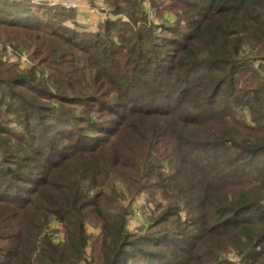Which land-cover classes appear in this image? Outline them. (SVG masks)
<instances>
[{
	"label": "trees",
	"instance_id": "obj_1",
	"mask_svg": "<svg viewBox=\"0 0 264 264\" xmlns=\"http://www.w3.org/2000/svg\"><path fill=\"white\" fill-rule=\"evenodd\" d=\"M143 2L0 0V264H264V0Z\"/></svg>",
	"mask_w": 264,
	"mask_h": 264
},
{
	"label": "rangeland",
	"instance_id": "obj_2",
	"mask_svg": "<svg viewBox=\"0 0 264 264\" xmlns=\"http://www.w3.org/2000/svg\"><path fill=\"white\" fill-rule=\"evenodd\" d=\"M19 1H23V0H19ZM26 1L32 3L33 5L46 4L49 7L56 5L52 3L53 1L51 0H26ZM147 3L148 5L150 4L149 0H144L143 2L144 10L147 13L148 17L150 18V20H153V23L155 25H160V23L163 21H167L170 24L174 22L175 17L173 15L165 14L161 16L162 18H160V16L156 15V12L153 8L149 7L150 9H148ZM56 6H60V5L57 4ZM94 11L96 13L101 14V12L98 11L97 7H94ZM159 31L160 30H158L157 32L159 33ZM0 61L4 63L16 64L20 71L27 70L32 67V61L29 58V52L27 50L24 49L16 50L14 46H12L9 42H4V41H0ZM9 128H14V125L10 124ZM152 207L153 206L151 204L147 203L145 196L143 194L136 197L134 204L132 206L133 208L132 213L131 216L129 217L127 224L128 231H130L131 233H139L141 229H144L147 225V220L150 216V212L152 211ZM53 230H55V232L58 235H60L59 238L60 240L61 237L63 236L62 227L56 224L55 227H53ZM86 230L88 234L94 238L97 237L99 234V229L91 225H87ZM87 252H89L88 259L90 260V250L89 251L87 250ZM227 257L230 260L233 261L235 260L234 258L235 255L233 253H228Z\"/></svg>",
	"mask_w": 264,
	"mask_h": 264
},
{
	"label": "crops",
	"instance_id": "obj_3",
	"mask_svg": "<svg viewBox=\"0 0 264 264\" xmlns=\"http://www.w3.org/2000/svg\"><path fill=\"white\" fill-rule=\"evenodd\" d=\"M54 4H59L63 0H51ZM77 2L79 5L78 10L76 11H69L74 14V19L69 20L66 22V26L75 29L77 31H88V32H96L98 30L99 25L104 21L106 18L113 19L108 12L106 13H96L94 11V7H98V5H102L103 0H94L93 2H89L87 0H72ZM49 2V1H48ZM105 16V17H104Z\"/></svg>",
	"mask_w": 264,
	"mask_h": 264
},
{
	"label": "built area",
	"instance_id": "obj_4",
	"mask_svg": "<svg viewBox=\"0 0 264 264\" xmlns=\"http://www.w3.org/2000/svg\"><path fill=\"white\" fill-rule=\"evenodd\" d=\"M147 6H148V9H150L148 3H147ZM60 7H62L64 10L66 11H76L78 10L79 6L77 4V2H74L72 0H63L61 3H60ZM98 11L101 12V13H106L107 12V8L105 5H98ZM56 238H60V235H55Z\"/></svg>",
	"mask_w": 264,
	"mask_h": 264
}]
</instances>
